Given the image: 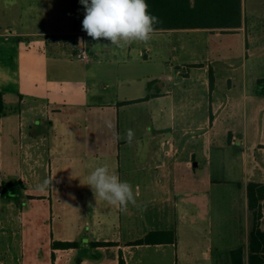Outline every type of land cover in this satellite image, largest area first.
<instances>
[{"label":"rangeland","instance_id":"rangeland-1","mask_svg":"<svg viewBox=\"0 0 264 264\" xmlns=\"http://www.w3.org/2000/svg\"><path fill=\"white\" fill-rule=\"evenodd\" d=\"M247 2L250 53L262 52L248 61L251 72L264 66V24L252 14L257 0ZM163 38L153 34L146 43L124 48L90 36L34 39L31 47L22 40L26 101L8 91L0 120V264H21V242L28 251L36 245L43 257L48 240L61 233L81 243H119L103 253L78 248V255L107 263L120 252L124 264H231L230 252L237 247L244 248L247 259L252 217L239 183L201 181L210 169L215 179L241 180V159L216 145L212 167L199 157L200 165L184 169L161 146L163 129L181 122L180 103L172 96H147L166 89L187 92L184 83L175 84L182 77L170 79L175 70L159 60ZM149 44L154 49L148 60ZM84 49L90 61L78 58ZM186 89L192 91L194 118L201 121L209 101L205 85L195 78ZM128 129L134 132L131 144L124 139ZM104 164L133 187L136 203L126 211L96 201L91 187L81 184ZM170 228L176 245L140 243L151 231Z\"/></svg>","mask_w":264,"mask_h":264},{"label":"crops","instance_id":"crops-1","mask_svg":"<svg viewBox=\"0 0 264 264\" xmlns=\"http://www.w3.org/2000/svg\"><path fill=\"white\" fill-rule=\"evenodd\" d=\"M247 1L243 0V25L238 28L154 30L153 34L164 37L163 42H159L158 50L162 53L159 60L175 70L170 79L182 77L183 81L179 80L175 84L184 83L183 89L187 92L180 91L175 95L171 89H166L164 92H150L149 98L160 95L172 96L173 102L175 100L180 103L179 116L182 123L178 125L174 123L171 127L163 129L161 146L165 155L175 157L177 163L183 165L184 169L200 165L197 160L199 157L204 158L212 167L213 150L216 145L223 149H232L241 159L242 179H224V177L215 179L213 170L210 169L207 177H202L201 181H208L211 185L217 181L239 183L243 203L248 208L249 182L264 183V81L262 86L259 83V80H264V66L254 67L251 72L248 71V61L251 58L259 59L262 57V52L250 53ZM252 10L254 18L262 20L264 24V0H257ZM84 15L85 7L80 0L76 11L72 0H0V90L4 92V96L8 91H14L23 96L22 102L26 101L25 94L21 91L22 60L23 54L26 53L21 47L22 40L27 41L29 47L32 46L34 39L62 35L80 41L88 36L82 27ZM38 21L42 24H38ZM229 35L231 38L225 37ZM214 38L218 39L214 45L216 49L213 47ZM153 49L149 44L145 52L148 60ZM210 71L214 78L213 88L210 85ZM195 78L201 79L205 85V97L208 96L209 100L201 121L194 118L197 113L189 107L192 91L186 89L187 83L192 84ZM155 81H150L148 88H151ZM41 107L38 109L39 112ZM35 144H38L37 140ZM260 154L262 159L259 158ZM164 165L165 161H162L157 167L162 168ZM194 181L197 183V179ZM27 194L32 192L28 191ZM262 221L264 226V216ZM164 230H173V228ZM74 239L75 237L62 233L57 240H53L52 237L48 240L49 247L43 257L40 256L36 245L28 251L21 242L20 254L23 259L21 258L20 262L21 264H118L120 258L124 260L120 252L116 254L114 263H107L98 260L99 257L78 255L77 248L65 249L54 246L56 241H74ZM91 241L111 243L92 247ZM171 244L176 245L177 240ZM119 245L109 240H84L81 249L93 253L99 250L103 253L106 249H118ZM8 247L9 252L11 246ZM28 253L31 254L30 258L24 259V255ZM102 253L99 252L100 257Z\"/></svg>","mask_w":264,"mask_h":264},{"label":"trees","instance_id":"trees-1","mask_svg":"<svg viewBox=\"0 0 264 264\" xmlns=\"http://www.w3.org/2000/svg\"><path fill=\"white\" fill-rule=\"evenodd\" d=\"M146 2L149 13L158 18V22L154 24V30L238 28L243 25V0H146ZM77 3L78 0H72L75 11ZM263 81L262 79L259 80L261 86ZM210 85L213 88L214 78L212 71H210ZM4 110L5 96L4 92L0 90V120L4 115ZM247 195L248 209L252 217V228L248 237V257L246 259L243 247L233 248L230 252L231 264H264V230H261L264 216V183L249 182ZM176 240L177 234L174 229L154 230L147 234L140 243H174ZM109 243L111 242L96 241L92 242V245H110ZM54 246L65 249H78L81 248V242L78 240L56 241ZM119 264H124L122 258L119 259Z\"/></svg>","mask_w":264,"mask_h":264},{"label":"clouds","instance_id":"clouds-1","mask_svg":"<svg viewBox=\"0 0 264 264\" xmlns=\"http://www.w3.org/2000/svg\"><path fill=\"white\" fill-rule=\"evenodd\" d=\"M85 7L82 21L83 30L94 40L107 39L119 48L134 42H148L154 32L158 18L149 13L146 0H80ZM109 127L112 125L109 123ZM134 138L132 129L126 130L124 139L131 144ZM94 197L126 211L127 206L136 203L132 185L122 181L110 170L107 164L92 169L86 177ZM48 184L45 180L40 186L43 190ZM264 230V226L262 229Z\"/></svg>","mask_w":264,"mask_h":264},{"label":"built area","instance_id":"built-area-1","mask_svg":"<svg viewBox=\"0 0 264 264\" xmlns=\"http://www.w3.org/2000/svg\"><path fill=\"white\" fill-rule=\"evenodd\" d=\"M78 58H81L83 60H89V55L86 50H81V53L78 54Z\"/></svg>","mask_w":264,"mask_h":264}]
</instances>
